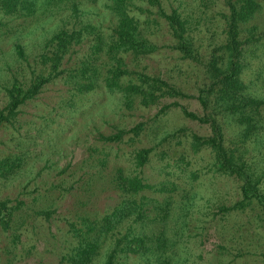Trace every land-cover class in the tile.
Listing matches in <instances>:
<instances>
[{
  "label": "rangeland",
  "instance_id": "1",
  "mask_svg": "<svg viewBox=\"0 0 264 264\" xmlns=\"http://www.w3.org/2000/svg\"><path fill=\"white\" fill-rule=\"evenodd\" d=\"M106 1L80 0L75 14L69 5L60 4L38 5L31 15H0V107L6 101L4 88L14 78L28 83L44 70L39 54L45 39L58 27H77L84 21L110 25ZM142 5L148 9L131 11L140 19L149 17V37L159 48L140 57L137 66L168 79L185 94L166 96L148 106H126L119 93L104 87L72 95L57 77L20 104L14 119L0 125V157L18 154L23 161L17 173L0 177V199L17 204L7 227L0 225V264H65L62 255L73 242L67 222L80 214L108 210L118 200L109 182L117 166L149 182L166 179L172 187L167 225L179 242L167 264H264L260 204L253 200L241 209H221L239 198V180L215 169L208 147L191 144L192 134H209L210 126L208 121L183 115L180 107L198 115L212 112L209 105H201L197 94L208 81L209 52L224 36L223 0H161L166 11L175 7L187 16L198 60L181 57L171 48V37L155 12L157 7ZM253 24L264 30V0L244 26ZM72 47L71 58L61 67L74 61V55L80 56L86 43ZM245 59L244 81L264 94V48H256ZM172 100L178 104L157 112ZM135 124L140 127L130 129ZM237 128L233 122L225 124L226 138L233 139ZM118 130V139L98 137ZM237 142L238 148H245L248 160L264 166V132L257 139ZM141 147L149 150L146 160L137 165L135 152ZM145 192L159 199L164 195L149 189ZM102 258L101 254L90 264H102ZM122 264L146 262L131 254Z\"/></svg>",
  "mask_w": 264,
  "mask_h": 264
},
{
  "label": "trees",
  "instance_id": "2",
  "mask_svg": "<svg viewBox=\"0 0 264 264\" xmlns=\"http://www.w3.org/2000/svg\"><path fill=\"white\" fill-rule=\"evenodd\" d=\"M94 1V0H91ZM80 0H0V15H31L38 5H69L72 13L78 11ZM143 3L155 5L157 16L164 21L171 37L168 45L180 52L181 57L198 60L199 50L190 33V22L185 14L175 7L165 10L161 0H107L105 6L111 24L107 27L89 21L77 27H58L44 41L39 56L44 70L36 72L28 83L14 78L5 86L6 101L0 107V125L11 122L20 104L32 98L41 86L59 77L68 85L72 95L84 93L95 87H104L108 92L119 93L124 105L138 103L148 106L163 97L184 95V91L161 75L138 67V59L159 48L149 37V17L140 19L131 9H148ZM224 36L209 52L206 61L208 81L199 88L197 97L204 108L212 112L198 115L180 105L183 115L200 121H208L210 133L192 134L191 144L208 147L213 154L217 171L233 175L239 180L240 196L223 210L241 209L257 201L262 209L264 227V166L244 156L245 148L237 142L248 138L257 139L264 132V94L250 88L242 72L245 59L258 47L264 48V30L256 24L244 26L260 10L262 0H223ZM75 14V13H74ZM157 16L152 20L157 21ZM86 43L85 51L71 58L74 44ZM15 49L19 56L22 50L18 43ZM175 100L158 108L163 112ZM215 114L219 116L216 117ZM233 122L238 126L233 139L226 138L223 126ZM140 124L130 129L136 130ZM121 131L103 134L101 140L120 138ZM148 147L135 152V163L141 165L147 158ZM180 159V158H179ZM23 161L18 154L0 157V177L8 178L17 173ZM165 181L149 182L136 173L126 172L117 166L109 182L118 194V200L101 213L80 214L69 220L68 230L73 242L62 257L65 264H90L101 255L102 264H122L123 258L136 255L146 264H167L177 250L179 242L175 232L168 228L169 192L172 187ZM170 182V180H169ZM164 192L161 199L145 190ZM168 206V207H167ZM17 204L10 199H0V225L7 227Z\"/></svg>",
  "mask_w": 264,
  "mask_h": 264
}]
</instances>
